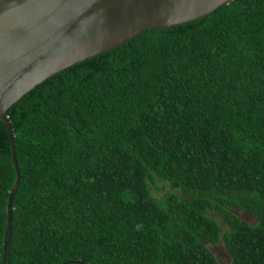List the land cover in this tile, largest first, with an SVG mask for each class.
<instances>
[{
	"label": "trees",
	"instance_id": "16d2710c",
	"mask_svg": "<svg viewBox=\"0 0 264 264\" xmlns=\"http://www.w3.org/2000/svg\"><path fill=\"white\" fill-rule=\"evenodd\" d=\"M6 115L4 264H264V0L146 29ZM14 181L0 122V264Z\"/></svg>",
	"mask_w": 264,
	"mask_h": 264
},
{
	"label": "water",
	"instance_id": "95a60500",
	"mask_svg": "<svg viewBox=\"0 0 264 264\" xmlns=\"http://www.w3.org/2000/svg\"><path fill=\"white\" fill-rule=\"evenodd\" d=\"M231 0H0V122L7 129L15 181L8 194L1 264L19 185L7 110L68 67L103 54L146 29L190 22ZM66 264V263H62Z\"/></svg>",
	"mask_w": 264,
	"mask_h": 264
},
{
	"label": "rangeland",
	"instance_id": "374dc122",
	"mask_svg": "<svg viewBox=\"0 0 264 264\" xmlns=\"http://www.w3.org/2000/svg\"><path fill=\"white\" fill-rule=\"evenodd\" d=\"M159 185L161 186L160 191H156L155 186ZM150 190L153 194L154 197H160L163 193L171 190V188L164 182L162 181H157L156 183H150ZM175 192H177L175 190ZM238 215L244 219L247 220L249 223H253L254 219L247 217L245 214L238 212ZM223 225V224H222ZM224 226V225H223ZM209 248L213 255L216 257V259L221 263V264H229L230 263V258L227 252L225 251L224 247L222 246L221 243L217 245H209Z\"/></svg>",
	"mask_w": 264,
	"mask_h": 264
}]
</instances>
